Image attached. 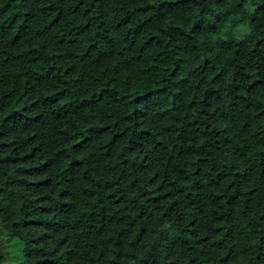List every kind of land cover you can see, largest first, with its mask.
Masks as SVG:
<instances>
[{"label": "trees", "instance_id": "1", "mask_svg": "<svg viewBox=\"0 0 264 264\" xmlns=\"http://www.w3.org/2000/svg\"><path fill=\"white\" fill-rule=\"evenodd\" d=\"M1 236L264 264V0H0Z\"/></svg>", "mask_w": 264, "mask_h": 264}, {"label": "rangeland", "instance_id": "2", "mask_svg": "<svg viewBox=\"0 0 264 264\" xmlns=\"http://www.w3.org/2000/svg\"><path fill=\"white\" fill-rule=\"evenodd\" d=\"M247 32V27L241 28L239 35L242 36ZM6 253L5 261L2 264H23L22 243L18 239L7 240L6 237L0 238Z\"/></svg>", "mask_w": 264, "mask_h": 264}]
</instances>
